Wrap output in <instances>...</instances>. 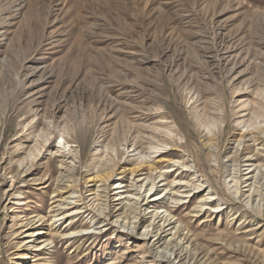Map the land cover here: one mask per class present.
Instances as JSON below:
<instances>
[{"label":"rangeland","instance_id":"obj_1","mask_svg":"<svg viewBox=\"0 0 264 264\" xmlns=\"http://www.w3.org/2000/svg\"><path fill=\"white\" fill-rule=\"evenodd\" d=\"M259 127L264 0H0V264H166L142 229L131 235L113 217L88 216L106 197L112 215L134 201L129 171L142 166L165 172L142 205L166 209L190 237V249L178 240L171 249L201 252L206 264H264V212L259 224L238 225L244 208L225 168L244 130ZM261 140H245V153L258 155ZM101 162L113 180L95 200L85 174ZM197 178L221 213L195 211L205 191L184 186ZM66 186L62 197L74 189L76 203L57 226L74 234L27 249L22 226L39 217L33 229L53 233L52 207Z\"/></svg>","mask_w":264,"mask_h":264},{"label":"bare ground","instance_id":"obj_2","mask_svg":"<svg viewBox=\"0 0 264 264\" xmlns=\"http://www.w3.org/2000/svg\"><path fill=\"white\" fill-rule=\"evenodd\" d=\"M243 133L244 136H242V141L239 140L236 143L238 148L242 147V151H238L236 146L234 156L228 160L227 164H225V168L230 169L227 175V177L229 178L228 191L234 196L235 200H238L241 204H243L242 207L244 208L242 214H240L238 225H241L245 221H248L249 223H251V226H255L259 224L256 221L257 216L264 212V127L250 130L245 129ZM259 139H262V145H260L262 146L263 150L254 157L247 155V153L245 152L249 149V147L244 141L246 140L256 142ZM210 148H212V146ZM73 152L76 151H71V153ZM76 157L74 156L73 159H75ZM97 160L100 161L98 157H96L94 163H96ZM144 160L146 161L147 157H144ZM59 163L60 167H62V165L64 164L62 161H60ZM172 165L179 166L181 164H179L178 161H172ZM243 166L246 167V173L241 175V167ZM142 167H135L133 169H130L129 171V180L132 183L131 187L135 188L136 194L134 196H136V199L131 202L130 200H127L121 211L116 215H112L110 212H106L107 204L109 202V199L106 197V200H102L101 206L96 208V205L93 210H90V212L88 213L89 220H92L93 222H95V224H101L103 222L102 218L110 219L111 217H113V222L118 224L123 229V231L131 235L137 233V230L139 228L142 229L141 233L139 234V238L146 240L153 248L155 258L163 261L166 264H206L207 257H205V255H203L201 252L196 251L190 254V252L188 251V254V252L184 250L185 254H182L179 251L177 252V250L171 249L172 247L170 248L171 241L178 240V244L188 242L186 249H190V237H187V235H182V231L185 230V228H182L183 225H181L180 222L173 221V216L166 209L159 211L157 209H149V207H144L142 205L141 201H143L144 199L147 200L148 198H153V200H155L156 196L154 194L155 191L158 190L155 180L163 178L165 173L158 172V174H156V177H154V169L156 168L152 169L147 166L146 168L142 169ZM182 167L186 168L189 166H187L186 164H182ZM140 168L142 170H140ZM140 171H145V177H143L142 179H140L141 175H138ZM85 175V183H93V188L89 189L88 192H91L90 195L92 196V199L95 200L99 199L101 196V192L99 193V190H102V193L105 192L108 184L113 180V173L111 169L108 168L107 165H104L103 162H101L100 165H98L96 168H93V166L90 167L89 170L86 171ZM194 175L195 174H193V176ZM196 177H194V179ZM242 177H245L243 183H247L245 187L248 188L247 192L244 193L245 195L241 193L240 190ZM203 186L204 185L203 183L201 184L199 178H197L195 182H187L184 186V188H188V192L186 194L199 190H201L202 192L205 191V194L199 199L198 204L195 206V211L201 212L205 207H209V213H221L219 211L220 201L212 204L213 201L211 199L214 196L213 190L211 188H205L207 189L205 190ZM124 188H126V186L122 185V183H119L116 188L113 189L117 191L116 193H114V195L118 196L120 204H122L124 202L123 200L126 198L123 197V194L126 193V190H123ZM66 189H69V186L57 189V193L58 195H60L61 199H59V201L55 203V206L52 207L51 211L53 215L50 218L49 227H51V229H54L53 233L49 231L43 233L39 231V229H33L34 224L42 220L39 217L32 218L22 226L24 228V230H22V233L25 234L26 238H28V241L24 244L27 249H31L33 251H44L50 244L54 242V239L56 237L67 238L74 234L72 232L70 234H65L61 232L59 226H57L58 221L70 215L65 211V208L71 204L76 203V201H68V199L72 200L73 196L76 194L74 189L66 192L68 193L67 197H62V191ZM170 190L171 188H169V186H166L164 188V192H170ZM165 199H168L170 203H178L180 201V199L177 198V196H173V194L166 195ZM230 212L231 210L229 211V213ZM233 216L235 217L236 215ZM165 225L168 227L171 226V228H169L168 230L170 231V238L164 241L163 234L166 233V231L164 230ZM79 232L81 231H78V233ZM40 234H44L43 237L37 236ZM85 236L86 239H89L92 236L96 237L95 234H92V236H90V234H85ZM40 238L44 239L42 241H38Z\"/></svg>","mask_w":264,"mask_h":264}]
</instances>
